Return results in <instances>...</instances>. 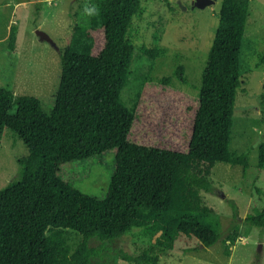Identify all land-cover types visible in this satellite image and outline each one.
Wrapping results in <instances>:
<instances>
[{
  "label": "trees",
  "instance_id": "trees-1",
  "mask_svg": "<svg viewBox=\"0 0 264 264\" xmlns=\"http://www.w3.org/2000/svg\"><path fill=\"white\" fill-rule=\"evenodd\" d=\"M91 3L99 14L76 24L62 49L49 112L37 97L0 87V141L8 127L29 151L21 179L0 190V264H87L89 239L113 240L135 229L152 244L136 264H158L178 235L209 247L220 238V226L200 192L211 191L217 162L239 164L243 174L247 169V153L233 154L229 143L250 0H221L194 100L163 77L144 82L129 108L119 97L134 52L128 29L141 13L140 0ZM15 39L11 27L10 50ZM142 51L157 57L155 50ZM175 74L182 78V68ZM108 150H115L114 169L101 197L58 175L65 163ZM257 164L264 169V142ZM244 222L264 228V208ZM232 227L224 238L227 255L238 237ZM64 229L82 236L73 252Z\"/></svg>",
  "mask_w": 264,
  "mask_h": 264
},
{
  "label": "rangeland",
  "instance_id": "rangeland-1",
  "mask_svg": "<svg viewBox=\"0 0 264 264\" xmlns=\"http://www.w3.org/2000/svg\"><path fill=\"white\" fill-rule=\"evenodd\" d=\"M221 0H140L141 13L134 15L127 36L134 45L129 75L120 91V102L131 107L144 82L169 78L168 86L194 100L201 86V73L218 22ZM91 0H0V87L15 95L37 97L45 112L60 72V53L76 24H88L84 11ZM13 27L12 50L8 35ZM45 32L52 43L40 40ZM142 47L157 51L152 59ZM264 0H250L243 45L239 54L241 89L232 116L229 150L246 152L248 166L226 162L214 164L210 192L201 191L202 204L211 208L220 226V238L201 246L195 238L178 235L174 248L159 254L158 264H264V228L245 223L264 208V169L257 164L258 145L264 142ZM181 67L182 78L175 72ZM13 110H10L12 112ZM178 140V139H176ZM115 150L59 168L58 175L82 193L101 197L114 169ZM28 148L10 128L0 141V190L18 182L25 168ZM254 182V185H253ZM259 188L257 193L255 188ZM238 228V237L226 254L225 236ZM73 252L82 236L64 229ZM152 244L139 229L113 240H88L93 250L87 264H136L135 258ZM143 264V263H141Z\"/></svg>",
  "mask_w": 264,
  "mask_h": 264
},
{
  "label": "clouds",
  "instance_id": "clouds-1",
  "mask_svg": "<svg viewBox=\"0 0 264 264\" xmlns=\"http://www.w3.org/2000/svg\"><path fill=\"white\" fill-rule=\"evenodd\" d=\"M84 11L89 16H95L99 14L100 9L97 5H92V6H86Z\"/></svg>",
  "mask_w": 264,
  "mask_h": 264
},
{
  "label": "water",
  "instance_id": "water-1",
  "mask_svg": "<svg viewBox=\"0 0 264 264\" xmlns=\"http://www.w3.org/2000/svg\"><path fill=\"white\" fill-rule=\"evenodd\" d=\"M207 1L210 2L211 0H207ZM35 33L39 36L40 40H45V41L52 43V40L49 38V36L45 32L36 30Z\"/></svg>",
  "mask_w": 264,
  "mask_h": 264
}]
</instances>
